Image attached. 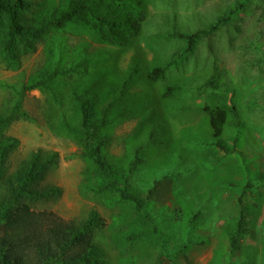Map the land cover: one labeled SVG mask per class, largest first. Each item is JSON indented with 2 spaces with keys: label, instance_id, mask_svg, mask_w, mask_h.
Instances as JSON below:
<instances>
[{
  "label": "rangeland",
  "instance_id": "374dc122",
  "mask_svg": "<svg viewBox=\"0 0 264 264\" xmlns=\"http://www.w3.org/2000/svg\"><path fill=\"white\" fill-rule=\"evenodd\" d=\"M27 1L25 21L66 0ZM145 3L141 34L126 46L67 26L22 56L19 70H6L0 56V116L15 99L2 84L18 89L56 66L84 61L76 75L25 92L22 110L30 119L0 124L3 138L17 141L1 174L13 175L34 153H56L57 165L34 188L57 187L59 194L23 200L75 225L95 210L103 224L91 237L102 264H264V0ZM229 11L227 24L176 56L185 44L168 33L205 29ZM170 59L176 61L165 80L147 78L150 67ZM170 83L180 91L163 99ZM78 96L103 123L105 159L125 174L139 209L117 194L84 189L95 168L82 158ZM217 107L225 122L215 137L205 109ZM5 195L0 180V199Z\"/></svg>",
  "mask_w": 264,
  "mask_h": 264
},
{
  "label": "trees",
  "instance_id": "16d2710c",
  "mask_svg": "<svg viewBox=\"0 0 264 264\" xmlns=\"http://www.w3.org/2000/svg\"><path fill=\"white\" fill-rule=\"evenodd\" d=\"M27 2L0 0V56L6 70H19L22 56L32 52L36 44L51 32L67 26L91 30L102 43L126 46L129 40L141 34L146 20L145 0H66L58 9H43L25 21L22 12L27 9ZM233 13L226 12L205 29L168 33L169 38L185 44L176 56L192 53L202 38L227 24ZM79 60L80 63L75 66H56L46 73H40L35 81L18 89L14 85L2 84V87L12 90L15 99L6 115L0 116V124L7 126L19 119H30L28 113L22 110L25 92L42 88L58 76H73L84 66L83 59ZM175 61L170 59L150 67L147 78L152 82L165 80L169 67ZM131 70L128 78L137 71L135 68ZM179 91L178 84H166L161 97L167 99ZM76 101L81 114L80 134L86 145L82 158L95 168L90 177L92 180L84 189L98 196L117 194L120 200L134 203L136 210L139 209L140 203L129 191L125 174L113 169L105 159L104 139L99 136L103 123H97L92 103L79 96ZM205 111L210 118L213 136H219L225 122V110L217 107L214 111ZM16 143L13 138H3L0 132V167ZM57 159L56 153L45 157L34 153L13 175L3 177L0 169V180L6 191V195L0 199V264H102L101 255L91 237L93 229L103 224V219L95 210L90 211L85 221L75 225L50 212H35L23 200L24 197L39 200L59 194L57 187L34 188L48 170L57 165ZM243 224V217L240 216L237 223L239 232Z\"/></svg>",
  "mask_w": 264,
  "mask_h": 264
}]
</instances>
